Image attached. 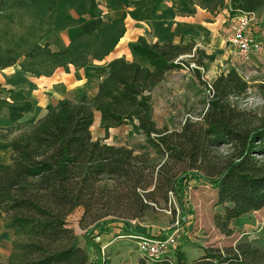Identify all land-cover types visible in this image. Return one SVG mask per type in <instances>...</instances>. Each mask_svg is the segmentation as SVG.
Listing matches in <instances>:
<instances>
[{"label": "trees", "instance_id": "obj_1", "mask_svg": "<svg viewBox=\"0 0 264 264\" xmlns=\"http://www.w3.org/2000/svg\"><path fill=\"white\" fill-rule=\"evenodd\" d=\"M184 1L212 14L229 4L230 16L253 13L264 29V0ZM97 4L98 0H0V71L18 64L25 72L49 77L64 66L104 60L126 33V15L106 22L95 14ZM74 12L87 16L86 22L72 27ZM53 32H67L66 50L55 52L43 43ZM133 49L148 59L153 71L115 59L90 103L64 99L50 104L43 118L28 129L19 128L11 139L10 167L0 171V213L14 236L7 264H110L95 241L98 224L86 231L82 245L66 221L76 208L91 211L102 199L111 203L117 202L116 195H130L126 199L137 200L139 191L151 186L153 172H147L134 148L94 140L96 112L106 135L128 125L131 135L143 136L162 156L168 153L155 188L173 192L181 202L191 174L214 188L216 203L224 208L215 223L225 235L232 234L234 220L264 207V111L238 106L247 82L235 69L222 73L212 83L214 97L200 123L187 119L179 130L159 129L152 118L154 91L169 73L191 66L185 57L197 63L191 71L199 79L203 65L197 58L204 52L194 42L149 44L145 38ZM0 110L15 123L31 111V104L10 103L0 96ZM222 147H228L224 155L218 152ZM183 162L192 172L171 175L170 164ZM138 264H264V249L239 241L235 247L207 248L191 263L178 253L175 262L171 257L156 262L140 258Z\"/></svg>", "mask_w": 264, "mask_h": 264}, {"label": "rangeland", "instance_id": "obj_2", "mask_svg": "<svg viewBox=\"0 0 264 264\" xmlns=\"http://www.w3.org/2000/svg\"><path fill=\"white\" fill-rule=\"evenodd\" d=\"M229 17L230 13L214 29V33L208 31L210 39L200 41L202 47L191 41L204 52L197 58L203 65L198 69L199 79L196 76L198 73L186 69L179 78L171 76L159 86L153 100V120L159 129L179 130L187 119L200 123L214 97L211 90L213 81L230 69H235L249 86L247 92L238 98V106L264 111V88L260 87L264 86V52L251 56L246 62L234 54L228 41ZM252 27L251 32L264 42L261 18ZM185 62L191 64V70L198 68L197 63L191 62L189 57H185ZM129 129L115 131L114 139L110 141H104L98 127L93 129V133L94 137L109 145L120 143L117 145L134 148L136 155L148 166L147 172H153V176H149L152 184L146 191H139L140 196L135 201L126 199L130 195L122 199L116 195L117 202L106 203L107 199H102L88 212L83 206L76 208L69 215L66 227L74 231L82 245L86 231L98 224L99 235L95 241L110 264H136L140 260L141 255L131 236L154 238L175 234L177 247L170 253L174 262L178 253L191 263L201 258L207 248L235 247L239 241L251 242L264 249V207L234 220L230 225L232 234L225 235L215 223L216 216L224 212L223 206L216 203L217 191L197 174H191V181L184 188L183 202L173 192L166 193L155 188L157 172L168 158V153L162 156L147 144L143 136L131 135ZM227 151L228 147L218 149L222 155ZM170 167L171 175L175 176H180L184 171L192 172L187 162L170 164ZM112 220L116 222L105 224Z\"/></svg>", "mask_w": 264, "mask_h": 264}, {"label": "crops", "instance_id": "obj_3", "mask_svg": "<svg viewBox=\"0 0 264 264\" xmlns=\"http://www.w3.org/2000/svg\"><path fill=\"white\" fill-rule=\"evenodd\" d=\"M229 13V4L221 13L212 15L203 10L199 4L189 6L184 0H98L95 14L106 22L126 15V33L114 51L104 60H94L83 67L64 66L58 68L49 77H37L25 72L18 64L0 71L1 98H5L10 103L31 104V111L15 123L6 110H0V171L10 167L13 152L11 139L19 134V128L28 129L36 124L46 115L48 105L56 104L60 100L90 103L97 95L99 84L105 79L108 65L113 60L124 58L153 71L154 68L148 59L133 49L139 39L145 38L149 44L165 42L184 45L194 41L202 47L199 42L210 39L211 34L208 31L214 33V29L219 27V23L228 17ZM87 18L74 12V22L71 26H79L86 22ZM43 43H49L51 49L58 52L66 50L70 40L67 32H53L46 36ZM182 74V70L173 71L168 74L165 81L171 76L179 78ZM159 86L153 93V100ZM93 125L91 131L94 140L98 139L94 137L93 129L98 127L102 131L104 141L114 139L115 131L131 127L124 125L112 128L106 135L105 130L101 128V117L98 112L95 114ZM5 226L4 215L0 213V262L2 264H7L14 241L13 232Z\"/></svg>", "mask_w": 264, "mask_h": 264}, {"label": "built area", "instance_id": "obj_4", "mask_svg": "<svg viewBox=\"0 0 264 264\" xmlns=\"http://www.w3.org/2000/svg\"><path fill=\"white\" fill-rule=\"evenodd\" d=\"M255 22H257V16L253 13L240 12L229 17V46L234 54L245 62L251 56L264 52V42L251 32ZM184 69L191 71L190 67L184 66ZM130 239L136 242L141 258H145L149 262L170 257V253L177 247L175 234L154 238L131 236Z\"/></svg>", "mask_w": 264, "mask_h": 264}]
</instances>
